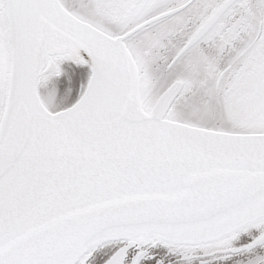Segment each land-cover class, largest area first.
Listing matches in <instances>:
<instances>
[{"label": "snow or ice", "instance_id": "snow-or-ice-1", "mask_svg": "<svg viewBox=\"0 0 264 264\" xmlns=\"http://www.w3.org/2000/svg\"><path fill=\"white\" fill-rule=\"evenodd\" d=\"M0 264H264V0H0Z\"/></svg>", "mask_w": 264, "mask_h": 264}]
</instances>
